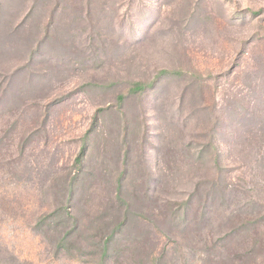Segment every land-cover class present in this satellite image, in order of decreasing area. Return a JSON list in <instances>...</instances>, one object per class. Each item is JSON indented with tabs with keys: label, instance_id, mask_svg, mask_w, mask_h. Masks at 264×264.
<instances>
[{
	"label": "rangeland",
	"instance_id": "obj_1",
	"mask_svg": "<svg viewBox=\"0 0 264 264\" xmlns=\"http://www.w3.org/2000/svg\"><path fill=\"white\" fill-rule=\"evenodd\" d=\"M0 264H264V0H0Z\"/></svg>",
	"mask_w": 264,
	"mask_h": 264
},
{
	"label": "trees",
	"instance_id": "obj_2",
	"mask_svg": "<svg viewBox=\"0 0 264 264\" xmlns=\"http://www.w3.org/2000/svg\"><path fill=\"white\" fill-rule=\"evenodd\" d=\"M144 87V85L142 84V83H140V82H136L135 84H134V86L132 87V90H140V89H142ZM83 149H84V147H83ZM82 152H83V150L79 153V155L77 156V160H79L80 159V155L82 154Z\"/></svg>",
	"mask_w": 264,
	"mask_h": 264
}]
</instances>
